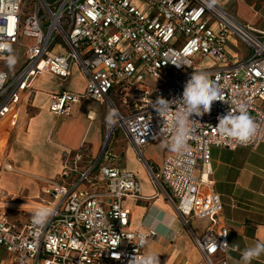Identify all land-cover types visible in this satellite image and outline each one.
<instances>
[{"label":"built area","instance_id":"obj_1","mask_svg":"<svg viewBox=\"0 0 264 264\" xmlns=\"http://www.w3.org/2000/svg\"><path fill=\"white\" fill-rule=\"evenodd\" d=\"M140 1L141 7L132 0H0V123L14 115L38 76L67 80L73 65L85 88L53 93L50 111L70 114L74 103L90 98L112 113L95 161H89L85 147L66 149L57 176L35 177L51 198L46 207L53 215L45 225L36 226L32 216L22 225L11 221L14 197L0 187V254H7L0 264H129L134 255L145 254L158 232L130 228L131 213L123 201L144 196L136 174L115 164L118 156L110 143L117 130L136 147L155 189L165 193L187 225L190 219L210 222L203 236L194 235L202 256L196 264H227L214 261L229 247V229L221 221L224 205L210 177L211 149L264 143L259 105L264 102V29L239 22L212 0ZM231 36L247 46L245 58L230 56ZM23 38L30 42L24 44ZM19 48L23 65L14 73L3 69L1 62ZM204 58L209 65L196 67ZM193 72L206 73L223 100L213 102L209 113L190 117L195 122L182 155L171 151L160 165L152 164L143 148L167 144L177 110L158 114L154 101L182 98ZM241 104L257 126L247 145L220 137L215 129L218 117Z\"/></svg>","mask_w":264,"mask_h":264},{"label":"crops","instance_id":"obj_2","mask_svg":"<svg viewBox=\"0 0 264 264\" xmlns=\"http://www.w3.org/2000/svg\"><path fill=\"white\" fill-rule=\"evenodd\" d=\"M212 1L225 11L235 4L237 14L234 16L227 11L230 15L243 24L264 29V15L255 9V4L236 0ZM241 43L236 37L229 38L228 52L233 60H241L248 55V48L240 55ZM84 88L85 78L77 65H73L67 80L42 74L36 78L33 88L23 94L14 115L10 114L0 123V133L10 125L0 156V187L14 197L9 206L11 221L22 225L38 208H20L17 204L32 207L34 203L44 207L51 200L42 191L44 183L35 177L57 176L62 169L66 149L85 147L89 151V161L98 158L107 123L112 117L105 104L85 98L74 103L70 114L64 115H56L49 108L53 93H80ZM259 105L264 110V102H259ZM120 131L125 146L117 148L111 145L118 156L115 164L136 174L144 196L127 197L123 201L131 213L130 228L145 231L152 227L157 230L158 236L149 240L145 253L151 250L159 254L160 264H196L202 256L195 245L194 235L203 236L210 222L198 219H190L188 225L184 222L165 193L155 189L136 147ZM170 152L161 142L143 148L144 158L157 166ZM211 155L210 177L223 201L221 221L229 229V247L219 252L214 261L224 259L227 264H240L245 248L264 242V143L256 148L238 147L234 150L214 146ZM7 166L12 170H6ZM18 177L23 180L22 186L32 187L31 192L26 193L28 189L24 187L18 188L15 181ZM252 264H264V255L253 260Z\"/></svg>","mask_w":264,"mask_h":264},{"label":"clouds","instance_id":"obj_3","mask_svg":"<svg viewBox=\"0 0 264 264\" xmlns=\"http://www.w3.org/2000/svg\"><path fill=\"white\" fill-rule=\"evenodd\" d=\"M15 63L14 57L9 58V66ZM223 96L220 89L203 72H193L187 80L182 93V98L167 100L157 97L153 107L158 114H166L173 107L177 110L173 119V134L165 145L170 151L183 154L187 148L189 136L192 132L190 125L195 121L190 117L203 116L211 111L213 102L222 101ZM218 136L231 139L241 145H247L255 136L257 126L249 115L246 105H239L235 112L228 111L227 114L218 117L215 127ZM53 209L50 207H38L32 212V222L36 226L45 225L51 216ZM143 242L144 237L141 235ZM227 243L221 244L225 246ZM264 255V242H257L253 246L245 248L241 253L240 264H252ZM129 264H160L159 254L149 250L143 256L134 255Z\"/></svg>","mask_w":264,"mask_h":264},{"label":"rangeland","instance_id":"obj_4","mask_svg":"<svg viewBox=\"0 0 264 264\" xmlns=\"http://www.w3.org/2000/svg\"><path fill=\"white\" fill-rule=\"evenodd\" d=\"M134 4H137L139 7L143 6V3L140 0H132ZM236 1H240V2H244L248 5L251 4H255V9L258 10L260 13H262L264 15V0H236ZM229 13H231L232 15L236 16L237 14V7L235 6V4H232L231 6H229V9L227 10ZM252 24V23H251ZM256 26V25H255ZM24 44H27L30 42L29 38H23L22 39ZM239 50H240V55L243 54V52L247 51V46L243 43L240 44L239 46ZM11 57H14L15 59V63L12 64L11 66H9V60H5L1 62V66L3 69H6L7 71H11V72H16L17 70H19V68L21 67V65H23V60H24V56H23V49L19 48L17 49ZM210 61L209 59H202L201 63L197 64L196 67L199 68H205L209 65ZM160 81H153L151 82V84L155 85V83H158ZM10 123V122H9ZM10 129V125L6 128H4V130L0 133V156H2L3 154V150L5 148L6 145V139L8 136V130ZM124 136L122 135L120 130H117L115 132V134L113 135L112 139H111V145L112 147L117 146V148H122L123 146H125L124 142H123V138ZM10 172V171H9ZM11 172H15V171H11ZM16 183L19 189L23 188L24 186H22V179L21 178H16ZM28 189L26 191V193L31 192V188L29 185L25 186L24 189ZM27 200L31 201L33 199H28ZM35 206H39V207H43L42 205L39 204H34L33 206H27L25 204H17V207L20 208H27V209H33V207ZM7 256V254L1 252L0 254V258H5Z\"/></svg>","mask_w":264,"mask_h":264}]
</instances>
